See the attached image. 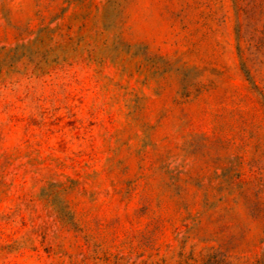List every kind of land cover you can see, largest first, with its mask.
I'll return each instance as SVG.
<instances>
[{"label": "rangeland", "instance_id": "1", "mask_svg": "<svg viewBox=\"0 0 264 264\" xmlns=\"http://www.w3.org/2000/svg\"><path fill=\"white\" fill-rule=\"evenodd\" d=\"M0 264H264V0H0Z\"/></svg>", "mask_w": 264, "mask_h": 264}]
</instances>
